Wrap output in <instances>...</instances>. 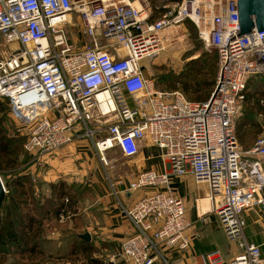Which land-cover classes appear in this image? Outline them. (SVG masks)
<instances>
[{
    "label": "built area",
    "instance_id": "1",
    "mask_svg": "<svg viewBox=\"0 0 264 264\" xmlns=\"http://www.w3.org/2000/svg\"><path fill=\"white\" fill-rule=\"evenodd\" d=\"M137 1L0 0V97L25 131L23 149L42 163L87 140L103 165L114 149L125 158L147 144L161 151L163 172L142 170L128 182L129 195L143 191L129 205L119 202L135 231L111 260L153 264L166 262L163 248L189 249L190 222L171 179L191 173L237 244L230 264H264L260 244L245 237L243 217L263 202L264 134L246 151L235 136L248 78L264 72V30L233 37L240 32L237 0H162L157 16L147 0ZM186 21L217 55L216 84L205 101L158 90L145 74L144 61L172 39L166 30ZM67 27H75L82 45ZM195 256L200 264L223 262L217 249Z\"/></svg>",
    "mask_w": 264,
    "mask_h": 264
},
{
    "label": "rangeland",
    "instance_id": "2",
    "mask_svg": "<svg viewBox=\"0 0 264 264\" xmlns=\"http://www.w3.org/2000/svg\"><path fill=\"white\" fill-rule=\"evenodd\" d=\"M147 1L151 4L150 0ZM160 1L161 0H155V2L158 3H160ZM152 5L153 4H151V6ZM182 28L183 29L180 27L168 28L166 32L170 31V37L172 39L167 42L166 48L158 56L144 61L146 66L145 72L149 78L153 79V81L155 80L156 75L167 71L174 73L182 72L185 63L189 59L197 57L202 50L207 49L199 42L193 28L188 31L184 24L182 25ZM66 31L78 46L82 45L84 39L79 33H77L75 27H67ZM1 39L0 36V41ZM7 48L11 50L13 46H8ZM158 89L168 91L162 89L159 85ZM244 105L245 103H243L239 112L240 115L242 114ZM239 114L238 117L240 116ZM258 118L263 128V131L259 134H264V115L258 116ZM5 126L6 133L9 137H24L25 131L22 125L17 120L10 117L9 114L6 116ZM238 145L241 149L243 148L239 141ZM92 153L95 155L94 160L97 164H94L93 167L87 168L88 170L84 172L81 177L80 175L78 176L80 164L76 162L74 155L70 156V153L68 152L67 154L62 152L61 154L54 155L55 158L58 159H55L52 163L50 162V159L54 157H51V155L49 158L46 157L48 164L37 163L35 158L27 153L26 160L28 162L23 161L24 163H19L24 157L23 154L19 155V165L17 166V170L29 174L31 177V171H34L35 178L32 177V183L35 186L34 189L39 201H43V198L50 195L51 189L48 185L46 186V180L42 177L43 172H48L49 170L54 171V177L56 176V179L53 182L62 179L68 184H75V186L72 187V191L75 192L76 196L80 199L72 205L71 208L67 205V214L61 215L59 219L51 216L40 217L42 219V230L40 233L41 253L37 251L35 253H26L22 246L15 247L8 245L4 248H0V254L4 257L1 264H83L85 255L80 251L78 252V241L75 235L76 233L84 232L90 234V239L88 241L93 246V255L95 257H99L107 263L111 260L113 255L116 254L119 248V242L109 240L110 238L108 237L107 232L104 231V228L106 227L105 220H107V213L103 210L104 204L101 203V200H97L96 197L97 192L101 195L102 188L94 189V187L96 185L98 187L104 185L107 187L106 189L108 192H110L112 188H121L122 184L120 183L111 187H109V185L118 180H123L127 184L134 178V176H136V174H138L139 170L135 166L136 161L134 159L131 160L132 158L123 157L116 149L107 152V160L109 162L107 165L100 163L93 148ZM143 153L145 155L143 168H154L157 171H163L166 168V165L160 157L161 151L155 146L146 145L143 149ZM32 158L34 159L33 161ZM137 160H140V158H137ZM17 170H14L13 168L6 169L4 172L0 173V176L3 180H8L13 177V173ZM39 170L40 173L42 172L40 176H38ZM76 176L80 178L76 179ZM92 183L94 186H92ZM49 200H51V198H49ZM64 201H68V198H65ZM216 223L217 217L212 215V222L210 224L213 225ZM105 234H107V236H105ZM75 248L77 249L75 250ZM115 260L117 261L116 258Z\"/></svg>",
    "mask_w": 264,
    "mask_h": 264
},
{
    "label": "trees",
    "instance_id": "3",
    "mask_svg": "<svg viewBox=\"0 0 264 264\" xmlns=\"http://www.w3.org/2000/svg\"><path fill=\"white\" fill-rule=\"evenodd\" d=\"M150 3L153 4L151 6L154 12L153 16H157L161 12L162 0L160 3L150 0ZM184 25L188 31L193 28L196 32L193 23L186 21ZM199 42L203 45L200 39ZM216 76V52L206 49L202 50L197 57L189 59L182 72L167 71L161 73L155 76L154 83L157 89L159 85L168 91L179 90L188 100L205 101L209 98L216 84ZM243 103L245 105L242 114H239L240 116H237L238 118L236 117L235 120V136L237 142L239 141L243 147V151H246L253 145L257 135L263 131L258 116L264 115V72L251 75L248 78ZM9 110V100L0 97V173L6 169L17 170L19 163L28 162L26 160L27 152L23 149L25 135L24 137H9L6 133L5 122ZM20 154H23L24 157L18 163ZM2 181H4L5 195L0 205V248L8 245L22 246L26 253H35L36 251L41 253V218L51 216L59 219L61 215H66L68 212L67 205L71 208L80 199L72 191L75 184H68L62 179L50 182L48 183L51 189L50 195L43 198V201H39L34 189L35 186L32 183V177L29 174L17 170L13 173L12 178L2 179ZM65 198H68L67 203L64 201ZM80 234L76 233L75 235L78 241V249L75 248V250L77 249L78 252L80 251L85 255L83 264H106V261L93 255L92 244L81 238ZM2 259L4 257L0 254V264Z\"/></svg>",
    "mask_w": 264,
    "mask_h": 264
},
{
    "label": "crops",
    "instance_id": "4",
    "mask_svg": "<svg viewBox=\"0 0 264 264\" xmlns=\"http://www.w3.org/2000/svg\"><path fill=\"white\" fill-rule=\"evenodd\" d=\"M146 76L148 75L146 74ZM145 146L146 145H144V147ZM144 147L137 156L132 157L131 159L136 161L135 166L138 168V172L142 170H148L143 168V161L145 159V155L143 153ZM92 148L93 146L89 141L76 140L71 145L60 149L55 155L61 154L62 152H64V154H67L68 152L70 153V156L74 155L76 162L80 164L78 176L80 175L81 177V175L88 170L87 168L93 167L94 164H97L94 160L95 155L92 153ZM52 156L54 158L50 159L51 163L54 162L55 159H58L55 158L54 154L51 155V157ZM137 158H140V160H137ZM42 163L48 164V160L45 159V161H42ZM260 167L264 173V157L260 160ZM53 172L54 171L49 170L48 172H43L42 174V172L40 173V170L38 171V176L42 174V177L46 180V186L48 183L53 182L56 179V176L54 177L55 174ZM31 175L34 177V171H31ZM78 176H76V179L80 178ZM119 183L122 184L121 188H112V190L114 189L119 193H117V196L113 194L112 190L108 192L106 189L107 187L104 185L100 187L96 185L97 187H94V189L102 188L101 195H99L100 193L97 192L96 197L97 200H101V203L104 204L103 210L105 213H107V220H105L106 227L104 228V231L107 232L108 237L110 238L108 239L119 242V248L116 253H118L120 250L121 242L128 236L134 234L135 231L131 222L124 217L119 202L124 206L129 205L143 194V191H139L134 193L132 192L129 195L125 190L128 183L126 184L125 181L118 180L113 184L118 185ZM92 186H94V184ZM171 186L175 194L181 197L185 203V217L190 222V226L188 227L186 233L190 237L191 243L189 249L185 251L163 248L161 250V254L167 263L164 262L163 259H157L153 264H200L195 255L214 249H217L222 253L223 262L221 264H230V260L234 257L239 249L236 242L229 240L226 236L218 216L211 212L210 203L206 196L205 185H196L191 173H187L181 177L173 176L171 179ZM109 187H111V183ZM149 190L150 189H148V191ZM261 197L263 202L246 209L243 213V217L246 221L244 228L246 239L250 242L260 244L261 252L264 255V187L261 190ZM212 215L217 217V223L213 225L210 224L212 222ZM107 234H105V236H107ZM114 262L116 264H122L119 259H117V261L115 260Z\"/></svg>",
    "mask_w": 264,
    "mask_h": 264
},
{
    "label": "water",
    "instance_id": "5",
    "mask_svg": "<svg viewBox=\"0 0 264 264\" xmlns=\"http://www.w3.org/2000/svg\"><path fill=\"white\" fill-rule=\"evenodd\" d=\"M237 16L240 32L233 37L249 33L254 26L257 27V31L264 30V0H237ZM4 195L5 186L0 177V205ZM80 236L85 240L90 239L88 232L80 234ZM106 264L116 263L113 260H109Z\"/></svg>",
    "mask_w": 264,
    "mask_h": 264
},
{
    "label": "bare ground",
    "instance_id": "6",
    "mask_svg": "<svg viewBox=\"0 0 264 264\" xmlns=\"http://www.w3.org/2000/svg\"><path fill=\"white\" fill-rule=\"evenodd\" d=\"M124 1H129V0H124ZM130 3H132V4H136V5L139 4V2H138L137 0L130 1ZM181 31H183V30H181Z\"/></svg>",
    "mask_w": 264,
    "mask_h": 264
}]
</instances>
